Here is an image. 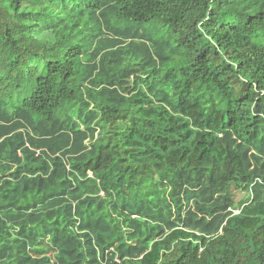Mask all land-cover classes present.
Segmentation results:
<instances>
[{"label":"trees","instance_id":"obj_1","mask_svg":"<svg viewBox=\"0 0 264 264\" xmlns=\"http://www.w3.org/2000/svg\"><path fill=\"white\" fill-rule=\"evenodd\" d=\"M35 1L0 0V264H264V0Z\"/></svg>","mask_w":264,"mask_h":264},{"label":"rangeland","instance_id":"obj_2","mask_svg":"<svg viewBox=\"0 0 264 264\" xmlns=\"http://www.w3.org/2000/svg\"><path fill=\"white\" fill-rule=\"evenodd\" d=\"M13 0H5L4 2V6H9L11 4ZM29 6H35L38 7L41 4V0H36L35 2H31V3H26ZM29 21L28 24L32 25V24H38L43 30H48L49 28V20L48 18L42 16V17H38V15L35 16H29ZM22 85H27L28 81L27 80H22L21 81Z\"/></svg>","mask_w":264,"mask_h":264}]
</instances>
